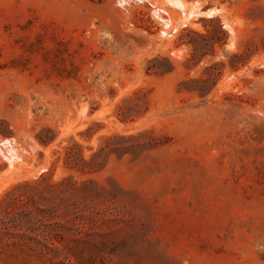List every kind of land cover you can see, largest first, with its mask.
Instances as JSON below:
<instances>
[{
    "label": "rangeland",
    "instance_id": "374dc122",
    "mask_svg": "<svg viewBox=\"0 0 264 264\" xmlns=\"http://www.w3.org/2000/svg\"><path fill=\"white\" fill-rule=\"evenodd\" d=\"M0 264H264V0H0Z\"/></svg>",
    "mask_w": 264,
    "mask_h": 264
},
{
    "label": "trees",
    "instance_id": "16d2710c",
    "mask_svg": "<svg viewBox=\"0 0 264 264\" xmlns=\"http://www.w3.org/2000/svg\"><path fill=\"white\" fill-rule=\"evenodd\" d=\"M99 1H103V0H99ZM212 22V21H211ZM221 26V25H220ZM221 28H222V26H221ZM223 31V30H222ZM224 33H226L225 31H223ZM192 33H194V34H196V35H199V36H201V37H204V38H206L207 40H208V47H212V48H214L215 47V45L217 44V43H220L221 42V40H220V38H215L216 37V35H215V33H212V32H210L209 31V33L208 34H200V33H197V32H193L192 31ZM216 39V40H215ZM194 45V47H195V50H198L199 48H198V46H196V44H193ZM208 52H204L203 54L205 55V54H207ZM144 136H146L145 135V133H142L140 136H136V137H133L135 140H139V138H142V137H144ZM137 145L140 147L142 144L139 142V141H137ZM135 146H132V148H134ZM131 147H128L127 149H130ZM96 154L95 155H93V159H95L96 158ZM29 186V185H28ZM35 188V187H34ZM20 198H23V200H25V194H21L20 196H10V199H11V202H16L17 200H19ZM24 204H26V205H28V204H35V202H33V200L32 199H28V200H26V201H24L23 202ZM21 218L18 220V224H19V226L21 227V229L22 230H24L25 231V233L26 232H28L30 229H32V227H33V224H35V211L34 210H32V209H25V210H23L22 212H21Z\"/></svg>",
    "mask_w": 264,
    "mask_h": 264
},
{
    "label": "bare ground",
    "instance_id": "6f19581e",
    "mask_svg": "<svg viewBox=\"0 0 264 264\" xmlns=\"http://www.w3.org/2000/svg\"><path fill=\"white\" fill-rule=\"evenodd\" d=\"M175 2H177V1H175ZM175 2H174V3H175ZM180 2H181V1H180ZM172 4H173V3H172ZM175 4H176V3H175ZM177 4H178V3H177ZM181 4H182V2H181ZM177 6H178V5H177ZM179 7H184V5H183V6H180V5H179ZM216 11H217V10H216ZM204 13H205V12H204ZM207 16H208V15H207ZM211 16H212V13H211ZM10 159H11V158H10Z\"/></svg>",
    "mask_w": 264,
    "mask_h": 264
}]
</instances>
